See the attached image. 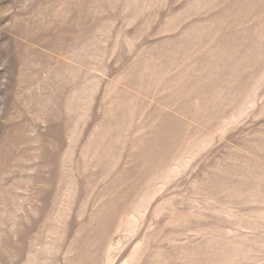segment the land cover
Masks as SVG:
<instances>
[{
    "label": "rangeland",
    "instance_id": "374dc122",
    "mask_svg": "<svg viewBox=\"0 0 264 264\" xmlns=\"http://www.w3.org/2000/svg\"><path fill=\"white\" fill-rule=\"evenodd\" d=\"M0 264H264V0H0Z\"/></svg>",
    "mask_w": 264,
    "mask_h": 264
}]
</instances>
